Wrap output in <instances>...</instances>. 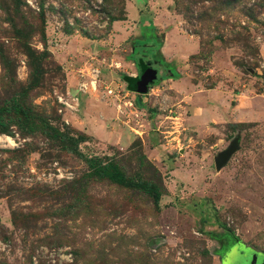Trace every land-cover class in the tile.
<instances>
[{
    "label": "rangeland",
    "instance_id": "1",
    "mask_svg": "<svg viewBox=\"0 0 264 264\" xmlns=\"http://www.w3.org/2000/svg\"><path fill=\"white\" fill-rule=\"evenodd\" d=\"M153 52L169 66L129 93L121 75ZM2 133L0 264L41 248L72 257L38 264L264 256V0H0ZM57 167L71 177L50 179Z\"/></svg>",
    "mask_w": 264,
    "mask_h": 264
},
{
    "label": "built area",
    "instance_id": "2",
    "mask_svg": "<svg viewBox=\"0 0 264 264\" xmlns=\"http://www.w3.org/2000/svg\"><path fill=\"white\" fill-rule=\"evenodd\" d=\"M94 79H92V81H90V86H92V88H96V81L98 80V77L100 75V70L98 68H94ZM86 89V84L85 83H81L78 87V90L81 91H85ZM108 93H111L112 90L108 89L107 90ZM60 101L66 105V107L70 108V109H74L77 110L78 109V104H79V97H75L73 96L72 93H69V99H65V98H60ZM73 101V103H72ZM12 139L7 136L6 134H0V147H7L9 144H11ZM48 177L50 179H57V181L61 180V179H68L71 177V173H65L61 168L57 167L55 168L54 171H50L48 172ZM71 253L69 251H67L66 249H54V248H41L40 250H38V252L36 254H34L32 256V261L33 264H38L39 261L41 259L47 258L49 259L52 263H56V262H61L62 260L64 261H70L71 260Z\"/></svg>",
    "mask_w": 264,
    "mask_h": 264
},
{
    "label": "trees",
    "instance_id": "3",
    "mask_svg": "<svg viewBox=\"0 0 264 264\" xmlns=\"http://www.w3.org/2000/svg\"><path fill=\"white\" fill-rule=\"evenodd\" d=\"M150 36H151V37H147V38L145 37V40H142V41L148 42V41L150 40V38H151V40H152V39H153V37H152L153 35H150ZM151 40H150V41H151ZM136 42H139V41H136ZM154 46H155V48H159V46L156 47L155 44H154ZM133 53H134V50H133ZM153 55H154V52L152 53V55H143V56H137V57H136V63L138 64L140 70L144 68L143 63H144L145 58H151V57H153ZM132 58H133V56H131V60H132ZM134 58H135V57H134ZM133 62H134V61H133ZM134 63H135V62H134ZM136 63H135V64H136ZM137 64H136V65H137ZM173 76H174V75H173ZM121 77H122V79L127 83V88H128L129 90H134V86H135L136 82L138 81L139 77H138V76L132 77V76L125 75V74H122ZM138 101H139V100H138ZM139 103H141V102L139 101L138 104H139ZM11 108H12L15 112H17L19 116H20V113H22V114H23V117H24L25 120L28 119L30 113H29V112L27 113L26 111H24V109H23V107L21 106L20 103H14V104H12ZM29 121H30V120H27L26 123H28ZM30 123H32V124H30L28 127H29V128H34V127H35V126H34L35 123H33L32 120H31ZM1 124H2V123H1ZM61 135H62V134H61ZM85 135H86V134H85ZM80 140H81V139H80ZM90 165H91L92 167L96 168L99 174H101V175H103V176H106V177H108L109 179H113V180H117V181H119V179L115 176L116 168H115V166H114L113 164H111V163H109V164H104V165L94 164V163L90 160ZM147 191H148L149 193H152V195L154 196V200H155V201H158V200H159V197H160V195H161V192H158V190H156V189H152V188H148Z\"/></svg>",
    "mask_w": 264,
    "mask_h": 264
},
{
    "label": "water",
    "instance_id": "4",
    "mask_svg": "<svg viewBox=\"0 0 264 264\" xmlns=\"http://www.w3.org/2000/svg\"><path fill=\"white\" fill-rule=\"evenodd\" d=\"M156 78L157 76L155 69L151 67L144 69V71L140 74V77L136 82L133 91L139 94L146 93L148 91L149 84L152 83ZM236 148H237L236 144L233 143L229 148H227L217 157L214 158V165L217 170L220 169L225 164L231 153ZM247 264H264V256L257 258L256 255H252Z\"/></svg>",
    "mask_w": 264,
    "mask_h": 264
},
{
    "label": "flooded vegetation",
    "instance_id": "5",
    "mask_svg": "<svg viewBox=\"0 0 264 264\" xmlns=\"http://www.w3.org/2000/svg\"><path fill=\"white\" fill-rule=\"evenodd\" d=\"M143 65H144L143 69L140 70L137 68V76L138 77H140V74L144 71V69L151 67V68L156 70V76H157V78L152 83L157 82V80L161 78V77L158 78V76H159L158 68L160 67L163 69V62H161L159 60H155L153 57H151V58H145Z\"/></svg>",
    "mask_w": 264,
    "mask_h": 264
},
{
    "label": "crops",
    "instance_id": "6",
    "mask_svg": "<svg viewBox=\"0 0 264 264\" xmlns=\"http://www.w3.org/2000/svg\"><path fill=\"white\" fill-rule=\"evenodd\" d=\"M127 21H129V20H122V21H115L114 23H120V22H127ZM116 25H119V24H116ZM119 37H123V35H118ZM118 37V38H119ZM120 38V39H121ZM142 40H145V38L144 37H142V36H139V37H136L134 40H133V42H136V41H142ZM134 49V48H133ZM172 52V51H171ZM131 64V63H130ZM133 64V63H132ZM163 65L165 66V67H167V66H169V64L167 63H165V62H163ZM133 66L135 67V63L133 64ZM100 73H101V71H100ZM129 76H132V77H135V76H137V73H132V74H128ZM70 81V80H69ZM122 82H123V84L125 85L124 87H126L127 88V83L124 81V80H122ZM70 83L71 84H73V87H72V89H73V91H75L74 89H75V79H73V80H71L70 81ZM128 89V88H127ZM112 90V89H111ZM129 93L131 92L133 95H135V93L137 94V92H135V91H133V90H127ZM130 103H131V101H129ZM78 110V109H77Z\"/></svg>",
    "mask_w": 264,
    "mask_h": 264
}]
</instances>
